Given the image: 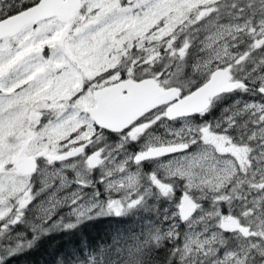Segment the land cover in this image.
Instances as JSON below:
<instances>
[{
	"label": "snow or ice",
	"instance_id": "1",
	"mask_svg": "<svg viewBox=\"0 0 264 264\" xmlns=\"http://www.w3.org/2000/svg\"><path fill=\"white\" fill-rule=\"evenodd\" d=\"M56 236L264 264V0H0V264Z\"/></svg>",
	"mask_w": 264,
	"mask_h": 264
},
{
	"label": "trees",
	"instance_id": "2",
	"mask_svg": "<svg viewBox=\"0 0 264 264\" xmlns=\"http://www.w3.org/2000/svg\"><path fill=\"white\" fill-rule=\"evenodd\" d=\"M99 229H90L95 234ZM66 239L59 236L45 239L30 253L18 258L16 264H54L57 254L63 250Z\"/></svg>",
	"mask_w": 264,
	"mask_h": 264
}]
</instances>
